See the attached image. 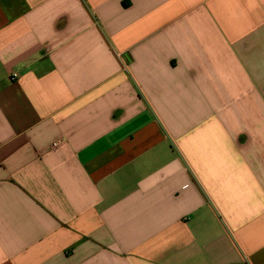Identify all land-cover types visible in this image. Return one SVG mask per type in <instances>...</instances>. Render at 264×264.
Wrapping results in <instances>:
<instances>
[{
    "label": "crops",
    "instance_id": "crops-1",
    "mask_svg": "<svg viewBox=\"0 0 264 264\" xmlns=\"http://www.w3.org/2000/svg\"><path fill=\"white\" fill-rule=\"evenodd\" d=\"M0 264H264V0H0Z\"/></svg>",
    "mask_w": 264,
    "mask_h": 264
},
{
    "label": "built area",
    "instance_id": "built-area-1",
    "mask_svg": "<svg viewBox=\"0 0 264 264\" xmlns=\"http://www.w3.org/2000/svg\"><path fill=\"white\" fill-rule=\"evenodd\" d=\"M56 146H58V144H53V147H56Z\"/></svg>",
    "mask_w": 264,
    "mask_h": 264
}]
</instances>
